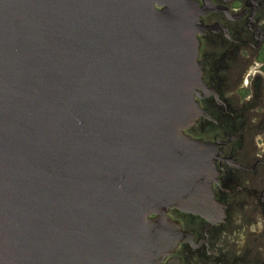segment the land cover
Returning <instances> with one entry per match:
<instances>
[{"label":"water","instance_id":"water-1","mask_svg":"<svg viewBox=\"0 0 264 264\" xmlns=\"http://www.w3.org/2000/svg\"><path fill=\"white\" fill-rule=\"evenodd\" d=\"M185 0H0V264H163L214 150ZM154 217V218H150Z\"/></svg>","mask_w":264,"mask_h":264},{"label":"flooded vegetation","instance_id":"flooded-vegetation-1","mask_svg":"<svg viewBox=\"0 0 264 264\" xmlns=\"http://www.w3.org/2000/svg\"><path fill=\"white\" fill-rule=\"evenodd\" d=\"M185 1L201 113L184 134L213 147L214 209L167 211L179 240L163 264H264V0Z\"/></svg>","mask_w":264,"mask_h":264}]
</instances>
